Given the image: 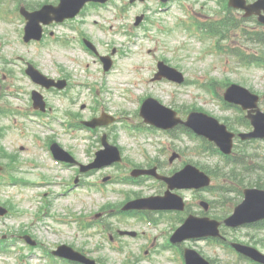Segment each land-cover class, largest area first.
I'll return each mask as SVG.
<instances>
[{
	"label": "rangeland",
	"instance_id": "374dc122",
	"mask_svg": "<svg viewBox=\"0 0 264 264\" xmlns=\"http://www.w3.org/2000/svg\"><path fill=\"white\" fill-rule=\"evenodd\" d=\"M22 1V0H21ZM43 1V0H36ZM207 0H182L177 1L173 4V10H169V12L164 15L163 13L155 10L154 7L157 5V0H150L148 9L150 14L156 13V15H161L162 21L159 19L156 20L153 24V30L149 33H152L153 38H145L144 40H138V44L134 45L132 43H128L131 36L129 35H120L119 33H113L111 30L110 34H108L100 29L98 26L92 24V16L88 17L86 23L80 24L83 28L86 29L87 34L95 35L96 39L99 40L100 49L103 52L109 51L110 45L115 42L117 46L122 49V54L116 57V65L114 70L111 73L104 74L101 71V65L99 61L94 59L93 56H87L86 52L76 50H69L66 52L69 57H72L71 51L74 53L81 54L83 52L84 58L82 60L84 63H89V69H91L90 73L93 77L90 78V81H94V78H98L97 89L99 95L98 99H103V107L107 108L113 113L120 115V119H123V123L126 125L129 123L128 117L130 116L136 123L140 122V119L136 117L131 112H136L139 104V100L143 95L150 94L159 98L161 101H164L167 105H172L176 108L180 115L185 116L186 111H192L195 107L202 108L203 111L214 115L218 119L226 122L225 119L229 122L237 130H243V126L241 125V121L238 120L239 115H241L240 111L236 108L232 107H221L218 101H214L212 99L211 94L206 90V86L204 84L210 83L212 79H217L221 81L222 79L228 78L231 82L241 84L243 86L249 87L255 91H259L264 93V68H254V67H245L234 63L233 61L228 60V54H217L211 48V38H206L205 40H201L200 38L190 35L182 29L178 27L174 30V26H179V17L180 19H186L184 13L182 17L180 14L182 13V4L185 5L186 8H191L192 12L195 13V16L201 22H207L209 20H217L221 18L219 11H216L217 8L214 7L216 3L211 2L209 0L206 5L201 6L200 2L206 3ZM23 3V2H22ZM17 0H2L0 7H5L8 5L10 8L15 9L18 6ZM17 5V6H15ZM143 6L130 8L125 15V24L116 25L125 27L130 30L131 20L134 15L142 10ZM202 11V12H199ZM232 15L238 17L240 21L241 16L238 14L236 10L231 11ZM229 13L226 8L222 7V16L223 14ZM5 15H9L8 13ZM102 23H104V18L110 16L109 12H104L101 14ZM133 21V20H132ZM181 24H183L181 22ZM243 26L259 30L261 27L255 23L254 20H248L242 23ZM25 26L24 20L19 16V11H14L12 21H5L3 18H0V53L5 61H11L14 59V56L22 55L24 57L32 56L36 51H41L38 55L41 58L43 64L47 67L52 68L54 66H58L61 64V56L65 55L64 46L56 41L46 42L42 46L34 45H23L21 37L23 36V28ZM65 29L69 28L64 27ZM63 27H53L52 30H56L58 34V30H64ZM185 28V26L183 27ZM233 37H236V40H223L222 46L224 50L227 51L228 48L232 47V45H241L242 36L240 30H235L231 32ZM114 39L109 41L110 39ZM134 40H137L135 35L132 36ZM109 41V42H107ZM228 45V47H226ZM80 47V45H79ZM151 48L152 53H148L147 49ZM255 47H258L256 49ZM248 49L250 51L258 53L262 51L261 46L249 44ZM16 55V56H17ZM82 55V54H81ZM163 59L167 58L168 62L181 70L185 71L186 76L195 82L193 84L177 86L167 82H152L151 77L152 73L155 70L156 64H154L155 59ZM94 59V60H93ZM4 61V60H3ZM65 69L74 72L75 75H72L73 82L76 83L78 80L84 79V71L80 70L79 64L80 61L76 60V62L66 61ZM2 60H0V71H3L4 64H2ZM14 65L7 64L6 67H9L6 72L10 73L9 70H12L8 78H6V91L8 94L12 92H16L17 88L20 87L24 89L26 92V82L21 81L20 72L24 66L23 61L17 60L14 62ZM85 68L82 65L81 69ZM19 70V72H15ZM87 79V78H86ZM85 79V80H86ZM198 81V82H196ZM129 82V83H128ZM120 83V84H119ZM17 85V86H16ZM19 85V86H18ZM220 87V86H219ZM96 89V90H97ZM124 89V90H123ZM208 89V88H207ZM222 90V88H219ZM222 92V91H221ZM70 94L74 98H78L75 108L80 106L82 103L90 104V101H94V97H96V93H92V90H88L87 87H76L70 90ZM21 99H13L10 98L9 101L12 104L19 105L21 108H27L28 102L25 94L19 95ZM54 98V96H52ZM67 99L64 105H60L57 107L56 103L54 104L53 110H58L53 113L50 118V122L54 120L56 114H59L65 117V111L70 108V102ZM75 100V101H76ZM21 104V105H20ZM194 107V108H193ZM182 111V112H181ZM129 117V118H130ZM19 119V125L14 124L15 119ZM33 119H37L35 122ZM4 123V125L11 126L6 131V137L4 141L8 145V151L18 150V146L22 143H25L26 147L23 151H20V159H29L24 162V165L31 166L39 164L34 157L39 158L44 166L43 170H40V173L36 176V179L42 180L44 179V174L46 173L47 177L42 185H38L39 187H35L37 184H30L29 186H20V187H12V186H0V199L1 201H10L13 202L16 206L15 213H11L10 215H6L5 217L0 218V237L4 233L17 232L21 229H27L34 233L36 239L38 240V244L34 248H29L28 245H24L21 241H8V248L6 253L0 252V264H51L49 262L48 254L43 250V247L53 246L59 242H71L79 247H84L86 250L96 251L95 256H100L105 260L108 258V262L110 264H127L125 261L130 260L131 264H150L151 261L146 259V262L137 261L136 257L140 256L143 251V238L141 239H131L130 237H126V244L128 246L124 247L122 251L115 250L112 247V244L108 240V238H104L105 231H101L102 228H97V226H92L88 229L80 228L79 222L75 224H67L63 220L56 219L55 214H60L62 216L68 217L64 212V208L66 211H76L78 216H83L85 211H90L91 209H95L97 206H100L101 202L104 200L105 194L107 193L108 199L106 201L114 202L116 199H121L122 195H119L113 192L112 187L109 186L108 190L106 189L104 193L99 192H90L87 187H81L78 189L74 188L72 190L66 191V194H63L64 188L66 187L63 183H59L60 181H70L72 175L74 174L73 169L65 168L60 164L55 163L48 156V152L46 150L38 151L33 150L32 147L27 143H32L34 141V137L31 134V129L38 130L39 133L44 134L43 140H46L49 135V126L47 124L46 118L35 117L33 115L23 116L21 114L17 116H5L0 119ZM24 121V122H22ZM132 122V121H131ZM24 123V124H22ZM133 123V122H132ZM135 124V123H133ZM50 125L54 126V124ZM62 125V124H61ZM21 126V130L19 129ZM55 127V126H54ZM63 127V125H62ZM116 127H123V124L117 125ZM64 128V127H63ZM23 140L20 138L24 134ZM140 130L136 129L133 131V135H130L128 129L127 133L124 130H120V143L122 147H124V155L127 159V163L133 160L135 163H142L146 161L141 153L143 151L139 147V143H143L146 147V152L154 154L153 149L155 146L147 145L143 137L140 134ZM79 135L81 132L78 133ZM54 135V134H52ZM60 139L63 143H65L68 147L74 148L78 157L83 161L87 160V156L90 155V151H94L99 144L95 141V137L89 136V133L82 132V139H71L70 135L64 133L61 128L60 132L55 135ZM137 136V138H133ZM132 137V138H131ZM162 141H166L169 144V147L176 145L183 148H191L196 149L197 145L200 144V141L197 139H192L189 137L187 133H182L179 138L176 136H167L160 135L158 137ZM40 140V139H38ZM27 141V142H26ZM41 141V140H40ZM42 142V141H41ZM34 146L37 147V142L34 141ZM242 146V145H240ZM249 149H254V147L261 149L264 151V141L257 142L254 144H250L246 146ZM42 148V147H37ZM37 153L38 155L34 154ZM191 153L195 151H190ZM32 157V159H30ZM201 156H197V159H200ZM144 159V160H143ZM219 161V157L208 156L205 160H201L202 163H206L208 165H214ZM125 162V163H126ZM178 165V164H177ZM133 166L132 163L128 164V168ZM175 166V165H174ZM174 166L167 165L166 169H171ZM19 172L27 173L28 168L18 165ZM39 171H29L30 175L33 173H37ZM20 175L19 173H16ZM117 174V172H115ZM105 173L102 174V177ZM21 176V175H20ZM119 186V185H114ZM48 192V197L52 201L51 205V216H46L45 212L40 214L42 218L38 221L37 219V211L38 206H35L33 210L30 208L29 196L33 195L34 192L38 194ZM146 193H149L146 191ZM39 199V206L41 207V201L43 198ZM208 199H212L213 194L205 193ZM123 196H125L123 194ZM242 198H236L235 203L231 205V209L241 201ZM22 212L21 214L17 213ZM33 213V215H32ZM89 216L88 218H90ZM53 220V222H51ZM116 218H112L111 221H115ZM126 220L129 222L127 226L123 228H131V229H144L148 230L149 227L145 223L139 222L137 219L132 217H127ZM136 222V226L132 223ZM33 227H31V225ZM52 224L51 229L53 227L57 228L53 234H47L45 232L48 225ZM126 225V224H124ZM163 226H168L165 222H163ZM27 227V228H26ZM100 229V230H99ZM245 232H249L246 230ZM97 242H104V246H100L96 249ZM115 245L116 242H114ZM23 249L19 252L17 247H22ZM129 250L130 253H128ZM207 253L211 256H214L213 250L207 249ZM130 254V255H128ZM166 254V253H165ZM130 256V258H129ZM167 256V254H166ZM228 256V255H227ZM229 257V256H228ZM54 260V257H50V261ZM174 264V262H172ZM171 262H166L164 257H160L157 259L156 264H172ZM57 264H61L58 261Z\"/></svg>",
	"mask_w": 264,
	"mask_h": 264
},
{
	"label": "water",
	"instance_id": "95a60500",
	"mask_svg": "<svg viewBox=\"0 0 264 264\" xmlns=\"http://www.w3.org/2000/svg\"><path fill=\"white\" fill-rule=\"evenodd\" d=\"M257 7V8H256ZM255 7V12L259 13L261 9H264V1L259 3ZM262 21H264V16L260 18ZM38 21L37 17L32 16L31 22L28 25V29L34 28L35 23ZM152 101H148L146 103V106L143 109V114L151 121L156 122L160 126H169L170 122H173L172 118L166 119L159 117L154 113V110L156 109V112L160 115L162 113L158 112L157 110V104H152ZM192 123H196V119L194 116L192 117ZM208 132L211 136L215 135V130L212 127H209ZM264 217V194H262L259 191H248L247 192V199L245 202H243L236 210V213L234 216H232L227 222L232 225H237L246 221H252L259 218Z\"/></svg>",
	"mask_w": 264,
	"mask_h": 264
}]
</instances>
